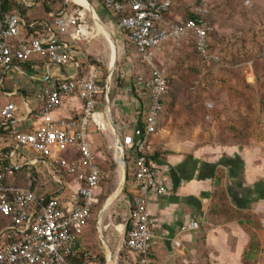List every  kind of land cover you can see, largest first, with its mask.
Wrapping results in <instances>:
<instances>
[{
    "label": "built area",
    "instance_id": "obj_1",
    "mask_svg": "<svg viewBox=\"0 0 264 264\" xmlns=\"http://www.w3.org/2000/svg\"><path fill=\"white\" fill-rule=\"evenodd\" d=\"M43 1L0 0V90L10 69L20 72V64L33 59L74 68L73 74L55 78L35 91V105L28 107L36 122L32 130H14L11 122L18 107L13 101H0V131H5V135L0 133L5 140L4 146L0 144V264H64L66 256L79 249L80 235L93 217L99 202L97 190L106 177L92 148V134L105 135L108 130L114 135L119 165L117 153L120 158L123 153L122 164L132 168L126 238L121 247L127 250L128 264H156L153 252L161 235L153 224L149 200L152 194L171 196L172 191L159 182L152 160L161 102L169 84L155 58L166 43L179 46L192 39L206 62L218 61L219 56L209 51L215 32L213 2L103 0L105 11L117 18L147 66V73L134 86L140 130L127 147L118 128L116 138L111 109H104L109 85L104 86L101 70L91 67L82 72V43L91 37L85 32L90 31L85 13L65 7L57 14L49 13L53 22L29 23L22 9L35 11ZM11 3L18 7L7 12ZM69 98L80 100L82 112L73 118H56ZM25 167L34 168L38 180L29 175L26 186L15 184L19 178L14 169ZM48 176L58 190L38 189ZM85 256L88 262V253Z\"/></svg>",
    "mask_w": 264,
    "mask_h": 264
},
{
    "label": "rangeland",
    "instance_id": "obj_2",
    "mask_svg": "<svg viewBox=\"0 0 264 264\" xmlns=\"http://www.w3.org/2000/svg\"><path fill=\"white\" fill-rule=\"evenodd\" d=\"M88 1L93 8L91 11L85 10L73 0H49L47 7L54 12H60L65 7L68 10L85 11L91 37L82 43L83 66L86 70L91 67L101 70L106 82L110 70L113 71L109 108L116 128L119 129L121 121L116 114V99L132 93L129 87L147 73V66L129 41L126 31L105 11L102 0ZM212 2L215 33L212 36L211 53L219 56L218 61L203 62L195 51L192 39L184 40L179 46L168 42L157 51L155 62L166 71L171 80L170 88L164 96L158 133L176 130L181 133V137L195 138L199 144L219 143L233 137H240V140L241 137L246 138L249 128L255 126L256 134L263 140L264 130H260L262 119L259 118L264 114V0ZM92 11L108 28L107 31L115 42L117 59L113 69L110 67V42L105 34L95 29ZM35 16H46L44 9L37 7L29 15L30 18ZM64 37L69 38L68 35ZM194 78L199 82L196 87L191 84ZM209 103L213 105L211 108L208 107ZM107 107L108 103H105L104 109ZM111 131L108 130L105 135L99 133L97 136L100 139L93 145L106 177L98 190L99 202L93 209V217L79 238L80 252L88 253V262L85 264H128L130 260L127 250L121 247L126 238L121 227L128 221L129 213L128 183L132 177L129 163L125 165L123 172V188L110 205L105 207L122 178ZM162 136L167 137L157 134L155 139H163ZM121 140L126 146L122 136ZM155 149L167 152L157 144ZM127 154L128 149L125 155ZM50 180V176L44 178L43 184L48 185ZM109 251L111 260L108 262ZM101 257L105 258L104 262ZM180 259L181 264H185L182 262L183 258ZM192 260L187 264H201L197 259ZM247 264H264V250L260 249L256 258Z\"/></svg>",
    "mask_w": 264,
    "mask_h": 264
},
{
    "label": "crops",
    "instance_id": "obj_3",
    "mask_svg": "<svg viewBox=\"0 0 264 264\" xmlns=\"http://www.w3.org/2000/svg\"><path fill=\"white\" fill-rule=\"evenodd\" d=\"M31 12L27 11V16ZM20 69V72L14 69L7 72L0 101L3 104L13 101L18 107L17 116L11 122L14 130H32L36 122L28 107L35 105V91L55 78L73 74L74 68L47 65L45 60L33 59L21 63ZM134 86L129 87L132 91L129 96L116 99L119 129L127 147L140 130L139 99ZM81 112L80 100L69 98L55 117L73 118ZM259 119H262L260 130H264V114ZM254 127L241 140L204 144L195 138H183L176 130L160 133L157 130L153 138V166L159 182L172 195L152 194L149 200L153 224L161 235L153 252L156 264H181L180 258L185 264L193 258L201 263L197 240L202 234H205L211 264L249 263L260 249L264 250V142ZM0 133L5 135L4 130ZM98 134H92V148L100 139ZM157 134L167 137L155 139ZM0 144L5 145L2 137ZM156 144L167 152L157 151ZM43 186L39 184L38 189L58 190L50 183L46 188ZM125 226L121 231L124 232Z\"/></svg>",
    "mask_w": 264,
    "mask_h": 264
},
{
    "label": "trees",
    "instance_id": "obj_4",
    "mask_svg": "<svg viewBox=\"0 0 264 264\" xmlns=\"http://www.w3.org/2000/svg\"><path fill=\"white\" fill-rule=\"evenodd\" d=\"M48 3H49V0H45V1L41 2L40 5L38 6V8L41 7V8L44 9V13L46 14V16H44V17L35 16L33 18H30L29 16H27V10L26 9H22V14L25 16V18L27 19V21L29 23L36 22L38 20H43V19L47 20L49 22H53L54 18L50 17L49 13L57 14L58 12H54V11L49 10V7H47ZM101 3H102V6H103V0L101 1ZM17 7L18 6L15 3H11L9 6H7L6 11L7 12L13 11V10L17 9ZM212 8H213V6H212ZM113 20L116 21L117 18H113ZM214 33L212 34V36L214 35ZM211 45H212V41L210 42V45H209V51L210 52H211ZM195 51L200 56V58L203 60V62H206L204 60L203 56L201 55V53L196 49V47H195ZM86 71L87 70L84 69L83 62H82V72H86ZM195 78L191 82V84H194V87H196V85L199 83ZM168 81H169V84H168V90H169L170 85H171V80L169 79V77H168ZM103 84L105 86L106 78H103ZM163 108H164V98H163V100L161 102V110H160V113H159V124H160V115L162 113ZM158 128H159V126H158ZM235 139H236V137H233L232 139H229L226 142H231V141L233 142V141H235ZM14 172L19 178L14 183L18 184V185H21V186H26L27 185V178H28L29 175H31L32 177L36 178V180H38V178H39V174L34 168L25 167V168H22L20 170L14 169ZM197 247L199 249V253L201 254V256H200L201 264H211L210 259H209V249L206 246L205 234H202V235L199 236V238L197 240ZM86 259L87 258L85 256L84 252H80V250L78 249L76 252L71 253V254L66 256L64 264H85L86 263ZM101 261L104 262L105 258L101 257ZM245 264H247V263H245Z\"/></svg>",
    "mask_w": 264,
    "mask_h": 264
},
{
    "label": "bare ground",
    "instance_id": "obj_5",
    "mask_svg": "<svg viewBox=\"0 0 264 264\" xmlns=\"http://www.w3.org/2000/svg\"><path fill=\"white\" fill-rule=\"evenodd\" d=\"M76 3L81 4L85 10H93L92 6L90 5L88 0H73ZM85 13V11H84ZM92 15L94 16V20H95V29L103 34H105L110 42L111 45V63H110V67L111 69H113L114 65H115V61L117 59V49H116V45L115 42L113 41V38L111 37V35L109 34V31L107 27H105V25L99 20V18L97 17L96 13L94 11H92ZM86 34L90 35L91 32L90 31H85ZM119 153H117V158L120 160V157L118 155ZM121 182L118 186V188L114 191V193L112 195H110V197L108 198L107 202H106V206L108 207L110 205V203L118 196V194L120 193L121 189L123 188V183H124V179H123V172L125 171V167L124 165L121 163ZM107 257H108V262L111 260V252H107Z\"/></svg>",
    "mask_w": 264,
    "mask_h": 264
},
{
    "label": "water",
    "instance_id": "obj_6",
    "mask_svg": "<svg viewBox=\"0 0 264 264\" xmlns=\"http://www.w3.org/2000/svg\"><path fill=\"white\" fill-rule=\"evenodd\" d=\"M99 19H100V18H99ZM112 75H113V71L110 70V75H109V78H108V80H107L108 85H109V89H108V93H107V96H108V107H109V105H110V88H111V77H112ZM109 114H110V121H111L112 128L114 129V132H115L116 138H117V140H118V139H119V132H118V130H117V128H116V125H115L114 121L112 120L111 113H109ZM120 161H121L122 163H124V154H123V153H122V155H121ZM124 167H125V166H124ZM125 178H126V172H125Z\"/></svg>",
    "mask_w": 264,
    "mask_h": 264
}]
</instances>
